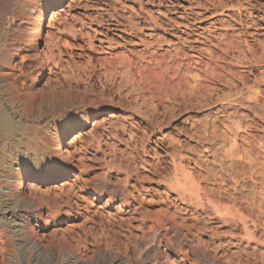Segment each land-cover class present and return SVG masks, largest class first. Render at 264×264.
Returning a JSON list of instances; mask_svg holds the SVG:
<instances>
[{"label": "rangeland", "instance_id": "obj_1", "mask_svg": "<svg viewBox=\"0 0 264 264\" xmlns=\"http://www.w3.org/2000/svg\"><path fill=\"white\" fill-rule=\"evenodd\" d=\"M21 1L0 4V40L23 46L41 28L61 68L37 72L29 57L35 107L21 94L8 108L18 131L0 130V222L18 173L69 172L19 205L28 226L5 232L0 264H264V0H44L43 15ZM177 169L200 199L175 186Z\"/></svg>", "mask_w": 264, "mask_h": 264}, {"label": "bare ground", "instance_id": "obj_2", "mask_svg": "<svg viewBox=\"0 0 264 264\" xmlns=\"http://www.w3.org/2000/svg\"><path fill=\"white\" fill-rule=\"evenodd\" d=\"M19 1V0H18ZM21 1V0H20ZM63 1L64 0H58L56 2V5L58 6V8H60V6H62L63 4ZM23 4L22 5H25V4H32V0H22L21 1ZM51 3V2H50ZM0 4L1 5H4L5 6V2L4 0H0ZM7 5V4H6ZM33 5H35L33 3ZM29 6V5H28ZM18 9L15 8V12H19V3L17 5ZM34 7V6H33ZM36 7L40 8L42 7L39 12V15H43V9L46 7L47 8V5H46V1L44 0H40V2L37 3ZM2 10H4L3 8L5 7H1ZM36 8V9H37ZM34 9V8H33ZM8 10V9H7ZM17 10V11H16ZM4 12V11H3ZM8 12V11H6ZM14 12V13H15ZM31 12V11H30ZM57 12V11H56ZM5 13V12H4ZM37 13V12H36ZM1 14V13H0ZM29 14V13H28ZM13 15V14H12ZM16 15V14H15ZM3 16H6V15H3ZM17 16V15H16ZM39 17V16H37ZM16 17H12V19L14 20ZM34 28V27H32ZM31 30V29H30ZM34 33L32 34V36L28 37L25 42L23 43V46L22 45H14L12 43H9V41H2L0 40V130L1 129H4L6 130L7 132L9 133H16L18 131V126H17V120L11 116L10 113H8V108L13 111L14 113L18 112L19 110V107L17 104H19V95L21 94H25L24 93V90H23V87H24V83L26 81V79L29 77V74L27 73V69H26V65H28V63H30L31 61H29V57L30 58H33V61L37 64V72H42L45 70L46 67L49 68V72L52 74L54 72V69H59V61L56 57V47L53 45V49L52 51L50 52V57H48V54H46L47 51L45 50H40V43H39V38H41L42 36V29L41 28H37L35 27L34 29ZM130 31L132 32H140L142 31V28L141 27H131ZM33 32V31H32ZM11 38V37H10ZM6 40V39H5ZM12 40V39H11ZM48 40V39H47ZM47 40L45 41V43H47ZM49 42V41H48ZM52 44V43H51ZM47 47L49 46V43L46 44ZM22 46V47H21ZM51 46V45H50ZM25 47V48H24ZM52 47V46H51ZM50 47V48H51ZM55 47V49H54ZM32 53V56L29 54ZM19 59V62H16V60ZM129 61H127L126 59H124V63H125V66L126 64H128ZM129 66V64H128ZM47 68V69H48ZM61 68V67H60ZM125 68V67H124ZM113 71V70H111ZM39 74V73H38ZM34 78H32V80H36V77L34 75H32ZM31 77V76H30ZM26 84V83H25ZM28 85V84H27ZM27 87V86H26ZM29 88V87H28ZM31 88V87H30ZM27 90V89H26ZM26 96H29V100L26 102L27 104V108H34L35 107V103L34 101H32V95L31 93H26L25 94ZM4 98V100H3ZM71 104V103H70ZM18 110V111H17ZM45 110V109H44ZM55 112V111H54ZM19 113V112H18ZM1 132V131H0ZM25 133V132H24ZM13 136V135H12ZM15 136V135H14ZM32 136V135H30ZM82 136V133L81 131L78 133V135L76 137L73 138L72 140V143H76L77 140H79V138ZM42 139V138H41ZM47 139V138H45ZM50 139V138H49ZM54 139V138H53ZM11 140V139H10ZM32 140V138H31ZM18 141V140H16ZM37 141V140H36ZM63 138L62 139H57V141L55 142L56 143V148H55V154L57 156V158L59 160H64L68 157V155H65L64 153V148H63ZM49 142V141H48ZM38 144V143H37ZM40 144V143H39ZM47 144V141H42V145L46 146ZM51 144H54L51 142ZM55 145V144H54ZM53 146V145H52ZM51 146V147H52ZM37 147V146H36ZM41 147V146H40ZM54 147V146H53ZM1 148V147H0ZM39 148V147H38ZM49 148H50V145H49ZM48 148V150H49ZM37 149V148H36ZM45 149V148H44ZM53 149V148H52ZM39 150V149H37ZM46 150V149H45ZM47 150V152H48ZM9 151V150H8ZM50 151V150H49ZM40 152V151H39ZM54 152V150H53ZM39 156V155H38ZM10 159V158H9ZM46 160V159H45ZM42 161V160H41ZM173 162H176L174 159L172 160ZM55 162V161H54ZM2 163V162H1ZM56 163V162H55ZM36 165V164H35ZM65 166H67V169L65 170V168H63V164L61 165L60 171L58 172H54V169H52L49 173H46V174H38V173H33L32 175L28 174L27 172L23 171L21 173H18V175L16 176V185L14 186L15 188V191L13 193V196L12 198H9L10 201H11V204L14 203L15 206L13 208V210L11 209H6V210H3V214H4V221L3 223L0 222V243L1 246H2V253H1V256L3 255V257L9 253L6 251H10L9 247H7V244L4 240L5 238V232L7 233V231L10 233V232H20L19 231V228H22L23 226H26L28 224V219L26 217H23V219L20 221L21 223H19V218H18V222L16 221V219L14 220L13 218L15 217V215H18L19 217V211H23L22 209L20 210L19 209V205H28L29 203H34L36 204L37 202H39V198L37 199L36 194L33 193L34 190H36L39 186L43 185V186H47L48 184H52V183H55L57 181H59L60 179H62L65 175H68V172H69V166L66 164ZM178 170V169H177ZM176 170V171H177ZM181 171V170H180ZM180 171L178 170V172L176 173V183H175V186L176 187H179V185H182L184 182L182 187L185 191V193L187 194V192L189 193H194L196 195L197 198L200 199V194H201V191H203V189L201 190L200 188V184H198L194 178L192 177L191 173L187 172L185 170L182 171L183 172V175L181 174L180 175ZM181 172V173H182ZM4 175V174H3ZM36 184H39L36 185ZM3 185V183H2ZM7 184H5V187H6ZM11 185V184H10ZM13 185V184H12ZM4 187V188H5ZM13 187V186H12ZM10 188V187H9ZM41 187H39L38 189H40ZM37 189V190H38ZM104 189V188H103ZM9 190V189H7ZM38 190V191H39ZM119 190V189H118ZM117 189H115L116 193L118 192L119 194H121L124 198L123 202H122V205L124 203L127 202L126 200V197H127V194H126V190H119L118 191ZM41 192V191H39ZM108 192V190H107ZM27 193H29V195L27 196ZM94 195L96 196V198H100L103 196V194H101V192H98L97 190L93 191ZM41 194V193H39ZM10 195V194H9ZM8 195V196H9ZM205 195V194H203ZM208 195V194H207ZM207 195H205V198L207 197ZM11 196V195H10ZM14 197V198H13ZM211 197V196H210ZM7 198V197H6ZM113 198L115 199V195L113 196V194L111 193V195H109L108 197V200H107V203H106V206H108L110 203L113 202ZM38 201H37V200ZM41 199V198H40ZM204 199V197H203ZM4 200V199H3ZM42 200V199H41ZM209 200V199H208ZM210 200H212V198H210ZM202 201H207L206 200H202ZM201 201V202H202ZM7 202V201H6ZM210 201H208L209 203ZM214 203V202H213ZM213 207H215L214 205H218L220 207L221 210L217 209L216 207V210L219 212V213H223V210H222V205H219V204H213ZM33 204V205H34ZM210 204V203H209ZM210 204V205H211ZM3 205V204H2ZM5 205V204H4ZM32 205V206H33ZM9 206V205H8ZM13 206V204L11 205ZM31 206V205H30ZM38 206V205H37ZM236 206H237V203H236ZM3 207V206H2ZM39 207V206H38ZM31 208V207H30ZM33 208V207H32ZM41 208V207H40ZM235 210L238 209V207H233ZM232 208V209H233ZM26 209V208H25ZM29 209V208H28ZM36 210V209H35ZM33 210V211H35ZM38 210V209H37ZM234 211V215L236 214L235 212L237 211ZM28 211V210H26ZM229 212L232 210H228ZM50 212V211H49ZM228 212V213H229ZM2 213V212H1ZM24 213V212H22ZM34 213V212H33ZM37 213V212H36ZM43 211L41 209V211L38 212V214H40L39 217V221H43L45 222V220L43 219ZM50 214V213H49ZM233 214V213H231ZM27 215V214H26ZM46 215V214H45ZM51 215V214H50ZM54 215V214H53ZM238 215V214H236ZM241 215V214H239ZM33 216V215H32ZM242 216V215H241ZM34 217V216H33ZM1 220V219H0ZM47 221V220H46ZM40 222H37L36 223V226H40L39 225ZM165 223V222H163ZM162 223V224H163ZM164 225V224H163ZM166 225V223H165ZM164 225V226H165ZM28 226V225H27ZM42 227V226H40ZM26 228V227H25ZM26 230V229H25ZM28 232L29 233H33L32 229H30L29 227L27 228ZM30 230V231H29ZM8 233V234H9ZM27 233V231H26ZM11 234V233H10ZM17 234V233H16ZM28 234V233H27ZM166 234V232H165ZM18 235V234H17ZM26 235V234H25ZM34 235V234H33ZM30 237L32 236L29 235ZM37 236V235H36ZM7 237V236H6ZM19 237V236H16V238ZM21 237V236H20ZM24 237V236H23ZM27 237V236H26ZM30 237H28L30 239ZM14 238V237H12ZM15 238V239H16ZM10 238H8L9 240ZM39 239V238H38ZM23 240V238H22ZM27 240V239H25ZM31 240V239H30ZM28 240V241H30ZM34 240V239H33ZM36 240V238H35ZM11 240H9L8 242H10ZM21 241V240H19ZM19 241L17 242V240H15V242L18 243V246H19ZM32 242V240L30 241ZM37 242V241H36ZM40 242V241H39ZM11 244V243H10ZM29 244V243H28ZM26 245V246H29V245ZM32 244V243H31ZM40 244V245H39ZM39 244H36L35 247H37L38 251L39 252H42L41 251V245H43V243H39ZM159 244V243H157ZM33 245H35L33 243ZM0 246V247H1ZM9 246V244H8ZM25 246V245H24ZM25 246V247H26ZM45 246V244H44ZM34 247V248H35ZM137 247L138 248H143L144 247V241H141L139 240L137 242ZM13 247L10 245V249H12ZM44 249V248H43ZM37 251V252H38ZM36 252V253H37ZM10 253H12V250L10 251ZM9 253V254H10ZM13 254V253H12ZM78 254V253H77ZM40 255V254H39ZM42 255V254H41ZM8 256V254L6 255V257ZM11 256V255H10ZM3 257L1 259H3ZM209 260L210 259H213V262L212 264H215V261L217 260L216 256L215 257H211V256H206ZM8 258V257H7ZM79 258V257H78ZM82 258V257H81ZM80 260V259H79ZM4 261V260H2ZM34 261V260H33ZM84 261V260H83ZM141 263H143L145 260H140ZM77 262V260H76ZM118 262V261H117ZM218 262V261H217ZM81 263V262H79ZM84 263V262H83ZM82 263V264H83ZM117 264V263H116ZM217 264V263H216Z\"/></svg>", "mask_w": 264, "mask_h": 264}]
</instances>
